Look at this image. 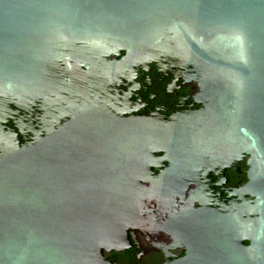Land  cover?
<instances>
[{
	"label": "water",
	"instance_id": "1",
	"mask_svg": "<svg viewBox=\"0 0 264 264\" xmlns=\"http://www.w3.org/2000/svg\"><path fill=\"white\" fill-rule=\"evenodd\" d=\"M112 54L204 66L211 111L252 154L256 202L247 215L256 218L247 232L198 235L172 264H264V0H0V132L15 104L61 89L63 64ZM75 128L69 141L62 130L0 158V264H105V249L128 232L142 173L117 184L111 139L89 153ZM146 128L152 156L163 145L190 146L176 138L191 135L176 124Z\"/></svg>",
	"mask_w": 264,
	"mask_h": 264
},
{
	"label": "flooded vegetation",
	"instance_id": "2",
	"mask_svg": "<svg viewBox=\"0 0 264 264\" xmlns=\"http://www.w3.org/2000/svg\"><path fill=\"white\" fill-rule=\"evenodd\" d=\"M117 57L63 64L59 91L15 104L0 132V158L6 149L35 146L62 130L69 141L75 126L86 152L102 153L99 140L111 139L106 148L116 183L125 185L139 171L143 199L128 232L105 249V264H172L187 256L198 235H229L239 226L246 233L256 218L247 215L256 202L248 194L252 154L211 111L209 72L177 56L137 64ZM172 124L191 134L176 137L190 146L163 145L152 156L146 125ZM230 217L239 224L228 223Z\"/></svg>",
	"mask_w": 264,
	"mask_h": 264
}]
</instances>
